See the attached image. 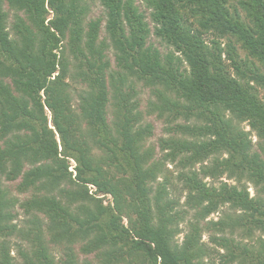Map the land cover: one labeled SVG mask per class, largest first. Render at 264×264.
<instances>
[{
    "label": "trees",
    "instance_id": "1",
    "mask_svg": "<svg viewBox=\"0 0 264 264\" xmlns=\"http://www.w3.org/2000/svg\"><path fill=\"white\" fill-rule=\"evenodd\" d=\"M6 1L24 17L15 15L11 38L0 0V264H18L11 255L16 235L32 244L30 254L17 245L24 264H56L43 236L44 219L50 238L71 242L95 235L92 247H85L89 252L111 245L142 255L146 264H204L199 226L193 224V232L177 250L172 239L182 217L162 192L152 195L149 184L162 173L164 161L179 169L187 206L204 218L223 206L233 211L205 225L207 231L221 234L209 239L225 249L223 261L264 264V255L259 260L244 242L227 237L241 231L251 239L255 229L264 231V108L250 84L253 80L264 87V77L244 69L232 46L223 51L217 40H207L208 35L234 34L264 61V0H241L254 35L237 15L229 19L224 0H144L155 23L154 35L174 46L182 59L163 56L148 44L149 26L133 0H100L106 10L105 31L122 72L109 83L108 44L98 41L99 20L84 30L81 0ZM46 2L53 12L47 24ZM223 52L230 65L224 63ZM68 55L75 62L71 76ZM68 78L86 86L77 95L75 111ZM130 79L158 88L151 112L173 120L166 129L169 135L159 140L163 155L158 161L153 149L143 146L152 126L139 125ZM110 96L116 108L111 123ZM180 117L183 123L177 121ZM244 121L256 132L258 150L239 127ZM70 159L75 162L74 178L68 171ZM26 165L29 169L24 170ZM223 177L235 184L204 181ZM18 178L20 194L33 190L20 202L1 183ZM248 183L257 188V195H249ZM88 185L111 195L113 205L98 201L95 211L73 212L72 205L91 198ZM58 194L66 196V203ZM16 205L30 215L26 230L13 223ZM125 210L126 226L120 222ZM64 264H74L73 259Z\"/></svg>",
    "mask_w": 264,
    "mask_h": 264
},
{
    "label": "rangeland",
    "instance_id": "2",
    "mask_svg": "<svg viewBox=\"0 0 264 264\" xmlns=\"http://www.w3.org/2000/svg\"><path fill=\"white\" fill-rule=\"evenodd\" d=\"M242 1L244 2V0ZM80 3L81 7H83L85 10V14L83 15L84 18L82 21V25L85 31L87 30L88 23L90 21H100L98 41L105 40V42L108 44V48L105 51V60L109 62V70H106L107 80L109 83V79L111 78V76L115 77L116 73L120 74L122 72L121 69H119L116 65V51L112 48L109 37L105 31V24L107 19L106 10L101 5L100 0H81ZM241 3V0H224V4L228 9V12L230 13L229 19H231L232 17H234L235 19L237 15L238 21L242 23V25L251 35H254L256 30L254 28L251 15L249 11H247L241 5ZM133 4L138 8L139 12L144 14L147 24L149 26L150 34L147 40L148 44H151L155 48H157L163 56L167 53H170L174 57L181 58V52H179L174 46L168 45L165 40H161L160 38L154 35L155 23L152 22L150 16L151 10L147 8V6L145 5V1L133 0ZM2 7L7 14V32L9 36L13 38L14 17L15 15L24 17V14L23 12L16 11L15 9H13L6 0H2ZM45 8L48 11L45 21V24H47V22L53 17V12L48 7L47 2L45 3ZM213 38L220 43V47L223 51L229 50V47L232 46L236 54V58L241 64L244 65L242 66L244 69L250 71L249 73H258L260 76L264 77V61L257 54L255 55L251 50H249L238 36L230 33H225L221 37H215L212 35L207 36L208 41ZM63 46L66 49V40L63 41ZM68 59L70 61L69 76H71V74H73L74 72L75 62L69 55ZM222 59L226 65H230V61L227 59V55L224 52ZM231 69L232 67L230 66L228 69L230 73H232ZM66 81L69 83V91L72 98L71 107L75 111L78 102L77 95H79L81 90H83L86 86L85 84H81L79 81H73L71 78H68ZM250 84L255 90L258 103L264 108V87L260 84H256L253 80L250 82ZM128 85L132 86V88L134 89L135 94L132 98V102L136 104L135 110L139 111L141 114V120L139 121V125L150 124L152 126L151 135L150 137L145 139L143 146L145 149L149 147L152 148L154 151V159H157L158 161L162 158L163 155V153L159 149V140L169 135L166 133V129L173 125V120L170 122L169 120H166L165 116L163 118H160L158 117L157 113L151 112V104L156 103L158 101L156 97V91L158 88L152 87L144 81H136L134 79H130ZM129 90V87L124 88V91ZM167 94L173 98L175 96L174 94H170L169 92H167ZM115 111L116 108L114 106V101L110 96V100L107 105V118L109 123H111V121L113 120ZM45 112L48 118V126L52 128L50 113L46 109ZM177 121L183 123V119L181 117ZM238 124L240 129L249 133V139L251 140L253 149L258 150V137L256 135V132L250 128L247 121L239 122ZM56 138L58 140L57 135ZM95 153L98 154L96 149ZM163 163L164 165L162 167V173L149 185L152 187V195H154L155 192L160 191L163 193V196H165V199L173 201L175 211L180 214V217H182L181 221L178 222L177 230L172 239V242L174 246H176V249H181L184 244V241L186 240V236L193 232L195 225H198L201 236L199 240V245H201L202 249L204 250V254L201 260L204 264H251L249 259H246L244 263H238L234 260L231 262H225V260L223 261L221 256L226 253L225 249L222 248L217 242L210 241L209 239V237L212 235V238L214 240H217L221 237V234L214 231H207L205 228V225L208 221H218L219 219L224 218L227 213H232L233 211L229 209L228 206H223L216 213H212L206 218H204L201 214H199L200 212L198 209H194L186 205L185 202L188 192L184 189V184L178 181L177 179L179 169L170 162L164 161ZM74 166L75 162L70 159L68 171L72 173V178H74ZM27 169H29V166L26 165L24 167V170ZM195 170H199L198 165L195 167ZM20 180V178L16 179L15 181H7L5 179L1 180L3 188H6L9 191L10 197L13 199H17L19 202L29 198L33 194V190L31 189L24 194H20L18 192L17 186L20 183ZM204 181L208 183H214L213 185L215 186H218L220 182L235 184L234 181L227 180L226 177L220 178V180L218 181H213L209 178H206ZM246 186L247 191L251 197L257 195V188H255L253 184L248 183ZM63 187L65 188L66 184ZM87 189L91 198L79 201L75 205H72V207L74 208L72 210L73 212H76V210L77 212L78 210L82 211L85 208L90 211H95L96 206H98L100 202L103 206L113 205L111 195L97 193L95 192V187L91 185H88ZM53 193L55 194L56 192ZM65 197L66 196L63 197L58 194V198L61 199L64 203H66ZM14 213L17 217L13 223L17 225L18 229L26 230L29 227V222L31 221L30 215L25 214L24 211L18 207V205H16ZM128 213L129 210L121 212L120 222L125 226L128 224L129 220ZM43 221L46 224L44 226L45 228L43 230V236L48 246V253L51 257H53L54 262L56 264H64L68 258H72L74 264H146V261L142 255L131 254L130 252H127L124 248H120L119 246L107 245L103 247L101 246L97 250H91L90 252L86 251L85 247H87V244L90 248L92 247L96 238L95 235H90V237L86 239L78 238L71 242L65 239L57 240L54 238H50V232L46 230L47 220L44 219ZM227 237L233 238V240L235 241L239 240L241 242H244V244H246L249 249L255 251V256H258L259 260L263 259L264 231L255 229L253 231L251 239H249L247 236H242L241 231H236V234L234 236L227 235ZM12 239L13 243H15L14 245L16 246L12 248L11 255L12 257H14L15 261L18 264H24L23 257L19 254L18 246H20V249H22V251L30 254L33 249L32 244L26 243L17 235L14 236Z\"/></svg>",
    "mask_w": 264,
    "mask_h": 264
}]
</instances>
